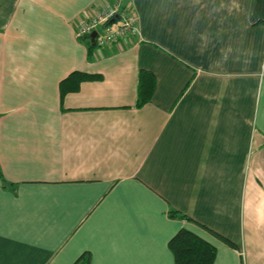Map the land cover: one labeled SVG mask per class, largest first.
<instances>
[{
  "label": "crops",
  "instance_id": "0c3cea01",
  "mask_svg": "<svg viewBox=\"0 0 264 264\" xmlns=\"http://www.w3.org/2000/svg\"><path fill=\"white\" fill-rule=\"evenodd\" d=\"M105 1L0 0V264H173L181 227L264 264V0H125L98 47Z\"/></svg>",
  "mask_w": 264,
  "mask_h": 264
},
{
  "label": "trees",
  "instance_id": "16d2710c",
  "mask_svg": "<svg viewBox=\"0 0 264 264\" xmlns=\"http://www.w3.org/2000/svg\"><path fill=\"white\" fill-rule=\"evenodd\" d=\"M93 44L94 43L90 42V45ZM98 76L99 74L74 70L67 76V78L62 80L61 91L63 93L67 89H76L81 80L96 78ZM154 90V74L151 71L141 69L139 71L137 83L136 104L141 106L145 102L151 100ZM169 212L173 216L187 217L185 214L180 213L175 209H170ZM219 236L228 244L235 246V243L230 239L223 237L222 235ZM168 245L173 254V264H212L216 254V249L213 244L184 227L177 230V232L170 238ZM85 264H89L88 256L85 260Z\"/></svg>",
  "mask_w": 264,
  "mask_h": 264
},
{
  "label": "built area",
  "instance_id": "2783aa9c",
  "mask_svg": "<svg viewBox=\"0 0 264 264\" xmlns=\"http://www.w3.org/2000/svg\"><path fill=\"white\" fill-rule=\"evenodd\" d=\"M96 30L94 44L98 47L120 42L126 35L138 33L136 16L125 0H106L99 9L80 19L77 35H88Z\"/></svg>",
  "mask_w": 264,
  "mask_h": 264
},
{
  "label": "water",
  "instance_id": "95a60500",
  "mask_svg": "<svg viewBox=\"0 0 264 264\" xmlns=\"http://www.w3.org/2000/svg\"><path fill=\"white\" fill-rule=\"evenodd\" d=\"M97 32L96 30H93L91 31L89 34H88V37L90 38L91 42L94 43V40H95V36H96Z\"/></svg>",
  "mask_w": 264,
  "mask_h": 264
}]
</instances>
